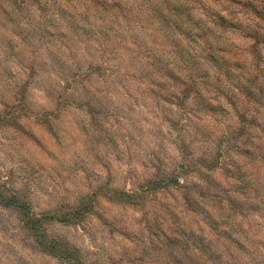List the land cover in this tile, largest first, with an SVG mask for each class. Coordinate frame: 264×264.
<instances>
[{
    "label": "clouds",
    "instance_id": "obj_1",
    "mask_svg": "<svg viewBox=\"0 0 264 264\" xmlns=\"http://www.w3.org/2000/svg\"><path fill=\"white\" fill-rule=\"evenodd\" d=\"M0 264H264V0H0Z\"/></svg>",
    "mask_w": 264,
    "mask_h": 264
}]
</instances>
